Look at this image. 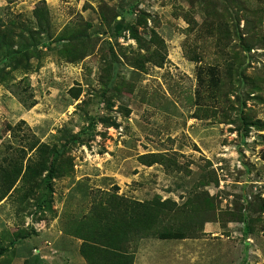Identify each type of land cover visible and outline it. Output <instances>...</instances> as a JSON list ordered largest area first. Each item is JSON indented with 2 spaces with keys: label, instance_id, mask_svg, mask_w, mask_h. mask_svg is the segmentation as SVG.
Segmentation results:
<instances>
[{
  "label": "rangeland",
  "instance_id": "obj_1",
  "mask_svg": "<svg viewBox=\"0 0 264 264\" xmlns=\"http://www.w3.org/2000/svg\"><path fill=\"white\" fill-rule=\"evenodd\" d=\"M0 26L25 36L0 47V164L25 133L60 152L51 187L0 203V264H88L77 229L115 192L204 194L209 264H264V0H0Z\"/></svg>",
  "mask_w": 264,
  "mask_h": 264
},
{
  "label": "trees",
  "instance_id": "obj_2",
  "mask_svg": "<svg viewBox=\"0 0 264 264\" xmlns=\"http://www.w3.org/2000/svg\"><path fill=\"white\" fill-rule=\"evenodd\" d=\"M34 16L39 28L37 34L46 33L49 22L44 2L37 5ZM19 24L18 21L11 22L13 27H18ZM15 38H25L24 31L22 30L17 35L13 28L2 29L0 26V47H11L8 45L13 44ZM135 38L138 39V36ZM247 49L250 50L249 47ZM24 54L22 59L28 58V55ZM210 71L213 75L212 88H216L221 83L219 69L213 67ZM102 121L109 123V121ZM22 124L24 122L10 127L13 135L21 129ZM22 138L24 145L16 148L14 151L17 153L12 154L10 159H6L4 164H0V203L12 191L20 188L24 190L25 197L33 195L40 185L38 180L44 171H48L49 187L59 174L60 152L57 147L52 148L40 143L34 136L26 133ZM33 152L36 157L40 158L39 162L34 155L28 158V154ZM15 154L18 156L14 157ZM160 158L158 155H148L141 159L142 162L153 165L162 163ZM26 159L27 165L24 166ZM19 182L21 187L17 188ZM116 189L119 190L117 187ZM100 200L101 203L95 209L93 220L83 222L77 229L76 237L83 241L81 253L87 259L88 264H134L137 247L133 244L143 239H196L195 230L198 226L196 216L202 212L201 203L207 201L208 198L204 197V194L196 193L184 206H178L170 199L162 201L155 198L151 201L140 202L115 192L103 196ZM169 214L175 217L181 215L183 220L178 225L171 222L163 228L160 227L162 223H165L163 218H167Z\"/></svg>",
  "mask_w": 264,
  "mask_h": 264
},
{
  "label": "crops",
  "instance_id": "obj_3",
  "mask_svg": "<svg viewBox=\"0 0 264 264\" xmlns=\"http://www.w3.org/2000/svg\"><path fill=\"white\" fill-rule=\"evenodd\" d=\"M135 254L134 264H184L197 262L194 257L202 256L201 263L209 264L205 251L200 250L202 245L198 240H160L143 239ZM185 259V261H184ZM194 261V262H193ZM86 263V261H82Z\"/></svg>",
  "mask_w": 264,
  "mask_h": 264
}]
</instances>
